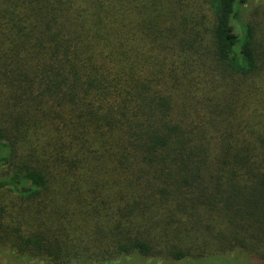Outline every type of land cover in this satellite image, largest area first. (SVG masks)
I'll use <instances>...</instances> for the list:
<instances>
[{
    "label": "trees",
    "instance_id": "obj_1",
    "mask_svg": "<svg viewBox=\"0 0 264 264\" xmlns=\"http://www.w3.org/2000/svg\"><path fill=\"white\" fill-rule=\"evenodd\" d=\"M136 260L264 264V0H0V264Z\"/></svg>",
    "mask_w": 264,
    "mask_h": 264
},
{
    "label": "rangeland",
    "instance_id": "obj_2",
    "mask_svg": "<svg viewBox=\"0 0 264 264\" xmlns=\"http://www.w3.org/2000/svg\"><path fill=\"white\" fill-rule=\"evenodd\" d=\"M136 263L141 264V262L140 261H137V260L134 261V264H136Z\"/></svg>",
    "mask_w": 264,
    "mask_h": 264
}]
</instances>
